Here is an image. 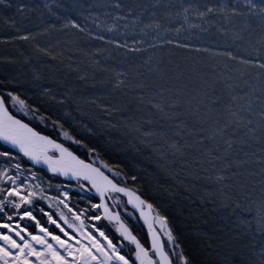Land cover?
Listing matches in <instances>:
<instances>
[{"label": "snow or ice", "instance_id": "snow-or-ice-1", "mask_svg": "<svg viewBox=\"0 0 264 264\" xmlns=\"http://www.w3.org/2000/svg\"><path fill=\"white\" fill-rule=\"evenodd\" d=\"M0 3L13 6L8 0ZM40 6L29 9L20 3L17 11L22 15L26 9ZM159 6L161 0L143 5L73 0L66 9L72 15L65 18L63 26L91 35L86 26L89 17L108 31L117 27L118 20H125L133 27L139 25L143 36L155 33L151 39L160 44L190 50L192 44H180L177 39L185 24L204 32L208 31L204 24L216 25L219 32L230 34L232 43L223 50L194 48L197 54H210L213 61L207 65L210 71L194 64L191 72L196 73L195 78L179 65L166 71L151 55L140 63L131 59L155 44L144 48L143 39L109 41L129 57L122 62L126 69L112 70L113 88L134 91L135 111L143 113L139 118L121 117L127 121V135L157 152L165 162L160 166L173 176H178L172 171L177 163L185 166L180 171H186L185 180L190 183L185 187L189 190L204 182L199 198L214 206L216 224L220 225L217 240L198 229L207 255L197 260L186 252L169 227L168 217L159 209L153 212L154 204L139 194L135 186L138 177L132 175V186H128L129 175L101 159L97 147L78 136L73 127L76 120L69 111L50 110L52 106L38 104L26 91L22 94L4 85L0 87V158L6 163L0 165V184L8 186L0 187V264H264V0H181L179 6L169 2L163 16L183 21L174 29L164 27L156 13L148 11ZM43 7L51 11L49 4ZM99 8L105 9L104 17L110 15L108 9L115 12L112 24L102 23L101 14L89 11ZM123 9L127 14H120ZM192 17L202 23H191ZM161 31L174 32L177 38L163 39ZM96 38L103 40L104 36ZM231 62L243 67L233 68ZM39 87L41 95H49L60 107L68 103L63 96L57 99L47 87ZM101 107L109 114L125 111L123 105ZM38 123L50 127L55 136L39 130ZM80 128L93 131L83 123ZM76 149L86 150L85 156ZM35 166L52 174L46 181L50 189L65 187L52 184L64 177L74 180L81 191L93 193L87 197L90 208L70 206L60 196L49 197L43 187L45 178L33 171ZM10 169L14 174H8ZM62 195L68 197L69 192ZM44 200L55 212L40 206ZM37 208L43 222L34 214ZM136 210L139 217H135ZM122 213L129 220H143L147 239L133 233ZM89 219L91 224L86 223Z\"/></svg>", "mask_w": 264, "mask_h": 264}, {"label": "rangeland", "instance_id": "rangeland-1", "mask_svg": "<svg viewBox=\"0 0 264 264\" xmlns=\"http://www.w3.org/2000/svg\"><path fill=\"white\" fill-rule=\"evenodd\" d=\"M39 1L41 5L45 3L49 4L51 6V11L44 7V11L35 14L34 10L26 9L21 15L17 11V5L23 3L29 5V9H31L32 6L35 5L36 0H8V2L13 5L11 8L0 3V16H6L9 21H14V24L11 23L9 27L8 37H2L0 35V45H7L14 41L18 42L17 46L19 48L17 52L20 55L17 61H8L7 59L0 60V77L7 78L10 86L19 89L22 94L26 91L38 104H43L45 107L52 106L50 110L59 107L61 114L65 111H69L71 116L76 120L73 127L79 132L102 139L105 144L114 151L122 154L125 153V155L130 158L136 159L144 168H157L161 170V172H165L166 175L171 176L172 174H170L169 171L160 166L161 163L165 162L161 161L157 152H152L151 149L140 143L133 136L127 135L128 130L124 127L127 121L121 117L139 118L143 113L137 112L135 108H133L137 103V98L131 95V90L125 92L113 88L114 72L112 70L125 68L126 64L121 63L118 65L119 67L105 66L104 70L102 66L97 63V61L99 62L98 55H100V50L97 49V43L100 39L96 37L101 36L102 33H105L104 37L110 36L107 34H114L113 32L118 29L114 28L112 31H108L105 27H98L93 20H89L92 27H88L92 33L91 35L87 32L81 33L79 30L73 28V31H69L71 36L75 39L79 37H81V39L84 37L88 38L89 45L87 44L86 48L82 51L77 50V52H75L77 57L74 58L71 63H66L65 60L57 61L58 63H56V57L52 55V53H58V55L56 54L57 56L63 57L65 53L63 48L68 46L69 42H72V40L67 41L64 39L67 38V31L70 30V27L63 26L67 16L58 14L59 12L56 14L52 13L53 6L62 5V0ZM161 5L162 6L156 8H151V10L154 12L158 9L162 10L166 5V1L161 0ZM60 11L62 10L60 9ZM36 17L40 19V23L38 24L36 23ZM24 19H26V21H24ZM194 19L197 20L198 18L194 17ZM180 21L183 23L182 20ZM206 26L207 24L203 25V27ZM56 27L58 28L57 31H51ZM2 32L3 31L0 29V33ZM52 32H54V34ZM26 35H28L29 38L23 39L22 37ZM33 38L35 41L32 40ZM53 38H55V40ZM6 39L9 41L7 42ZM187 39L191 40L190 37ZM36 41H40L39 47L41 46V48L37 46ZM25 42H29L27 46H23ZM23 47L28 50L27 53L21 51ZM42 48L47 51L44 52ZM49 53H51V55H49ZM116 53L122 56L123 61L129 58L125 57V50L123 48L119 50H117L116 47L109 48L104 57L105 64H108V62L111 63L114 59L113 55ZM108 71H110V73ZM102 76L104 77V81L102 84H98ZM40 85L47 87L51 94L56 96L57 99L63 96L67 99L68 103L64 107H60L49 95H41L42 89L39 87ZM101 105H123L125 106V111L123 113L111 112V114H109ZM81 123L87 124L88 127L92 128V133H88L86 130L81 129ZM111 124H115L116 127H111ZM5 163L6 161L0 158V165ZM13 163H15V161H13ZM183 167L185 166L177 163L176 167L172 169L173 172L178 173V176L172 175L173 180L174 178H180L184 181H190L185 180L186 171H180V168ZM33 171L35 170L33 169ZM8 174H14V170L10 169ZM43 177L45 178L43 187L47 195L49 197L60 196L62 200H68L71 206L73 200L71 199L70 193L73 190V186L63 183L65 187L59 190L55 187L50 189L46 182L47 178L45 176ZM32 183L35 184L37 181L33 180ZM60 183L61 182L52 181L53 185ZM3 186L8 185H6V182L0 184V187ZM65 190L69 192L68 197L62 195ZM0 198H2V196H0ZM54 203L53 201V204ZM40 206L45 207L46 211L55 212V208L49 207V202L47 200L42 201ZM61 207H63V205H61ZM64 211L67 214L68 210L64 209ZM34 214H36L38 218H41L43 222L44 218L40 217L38 208ZM69 218L71 219L70 214ZM92 222L93 221L90 219L86 220L87 224H91Z\"/></svg>", "mask_w": 264, "mask_h": 264}, {"label": "trees", "instance_id": "trees-1", "mask_svg": "<svg viewBox=\"0 0 264 264\" xmlns=\"http://www.w3.org/2000/svg\"><path fill=\"white\" fill-rule=\"evenodd\" d=\"M55 1H59V0H55ZM165 1H166L165 7L162 10L158 9L157 11H155L156 13L155 18L159 19L164 27L174 29L179 26L181 21L177 22V19H170L169 17H164L163 12L166 10V6L168 5L169 2L179 6L181 0H165ZM89 2H93V0H89ZM96 2H102V0H96ZM107 2L111 3L112 0H107ZM133 2L143 5V4H153L155 3V0H121V3H124L125 5ZM184 2H187V0H184ZM193 2H195V0H193ZM72 3L73 0H62V5L64 7L54 5L52 9V13L56 14L59 12L58 14L61 15L64 14L65 16L72 15L71 13L66 12V9ZM36 4L41 5L39 0H36L35 5ZM43 9L44 7L43 5H41L40 7L35 8L34 12L35 14L40 13L41 11H44ZM60 9L62 11H60ZM89 11L97 12L101 14L102 23H105L106 25L112 24L113 22L112 16L115 15V12L112 11L111 9H108L110 15L107 17L103 16V13L105 12L104 8L90 9ZM119 11L121 15L127 14L126 9ZM148 11H152V10L149 9ZM145 16L147 17V12L145 13ZM39 20H40L39 18L36 19L37 24L40 23ZM80 20L82 23H84L83 17H81ZM89 20H92V18L91 17L88 18L86 26L91 28L92 26L91 23H89ZM7 21L9 20L6 16H0V27H1L0 29L1 31H3L2 33H0V35L2 37H8L9 34V27L11 25V22H7ZM24 21H26V19H24ZM116 23H117L116 28L118 30L115 31L114 34H111L110 36H105L103 40H100L97 43V49L100 50V55H98V60H99V64L102 66V69H104L105 66L119 67L118 65H120L123 61L122 56H119V54L116 53L115 55H113L114 57L113 61H111V63L108 62V64H105L104 57L106 55L107 49L116 47L115 44L109 43L110 40H118L121 43H123L125 41V38H127L130 43L132 39H136V40L143 39L145 41V44L143 45L144 48H147L148 44H155L156 47L148 49L147 51H144L142 53L133 54L131 59H134L135 62L140 63L142 62V60H147L149 55H151L153 57V62L159 60L160 66L163 67L166 71H170L174 67V65H179L181 68L185 69L187 74L195 78L196 73L191 72V69L194 64H199L202 71H210L211 69L208 68L207 65L213 63V61L209 59L210 54L203 52L197 54L194 51L195 47L223 50L226 44L232 43L231 39L229 38L230 34L219 32L216 25H207L206 28H208V31L204 32L201 31L200 28L197 27L189 28V26L185 24L184 31L181 32L178 38L176 37V34L174 32L161 31V37L163 39L177 38L180 44L183 43L192 44L193 50H190L182 47H177L174 44H160L157 41L151 39V35H155V33H152L149 36H143L139 32L140 26L137 25L133 27L130 21L118 20ZM126 23L129 24L128 28L124 27ZM191 23L201 24L202 21H200L199 18L196 20L194 19V17H192ZM57 29L58 28L56 27L54 28V30L51 31L55 32L57 31ZM72 29L73 28L70 27V30L67 31L68 32L67 38H64L67 41L72 40V42H69L68 46H65L63 48L65 52L64 56L63 57L57 56L58 53H56L57 55L52 53V55L56 57L55 59L56 63H58L57 61H62V60H65L66 63H71V61H73L74 58L77 57L75 55V52H77V50L82 51L86 48L87 44L89 45L88 38L84 37L83 39H81V37H79L75 39L73 36H71L69 31H73ZM54 32L52 33L54 34ZM117 34H121V35H117ZM101 35L104 36L105 33H102ZM189 37L191 40L187 39ZM53 39L55 40V38ZM32 40H34V38ZM8 41L9 40H7V42ZM17 43L18 42L14 41L7 45L1 44L0 60L7 59L8 61L9 60L17 61L20 56L19 53L17 52V49L19 48L17 46ZM28 43L27 42L23 43V46L24 45L27 46ZM39 43L40 41L38 42L36 41L38 47H39ZM39 48H41V46ZM21 51L23 53H27L28 50L25 47H23L21 48ZM241 54L246 55L243 52ZM217 59L219 60L223 58L218 57ZM231 65L233 68L243 67L236 64V62H231ZM220 67H222V65ZM126 68L127 65L125 69ZM108 72L110 73V71ZM103 76L101 77V79H99L100 81L98 80L99 81L98 84L103 83L104 81ZM183 79H185L186 82V78ZM240 82L241 83L243 82V78H241ZM4 85H7L9 88H12L7 78L0 77V87H3ZM217 86L220 87L221 85L218 84ZM131 95H133L134 98H137V95L134 91L131 92ZM135 106L136 105H134L133 108H135ZM36 126L38 127L39 130L44 131L46 134H51L55 136V132L50 127H45L41 123L36 124ZM77 132H78V136L83 137L86 143H90L91 145H95L97 147L98 151L100 152L101 159L111 164L114 168L118 167L119 169L123 170L129 175V179L127 180L128 186L130 187L132 186L133 182L130 179L132 175L138 177L135 186L140 189L139 194L142 196V198L153 203L155 206L154 209L155 210L159 209L161 215H165L168 217L169 227L173 229V232L176 235L178 242L181 243V246L185 248L186 252L194 255L197 260H200L207 255V253L203 251V244L200 241V237L197 234V230L199 229L202 231H206L212 235L213 240H217V237L219 236L218 230L220 228V225L216 224L217 214L216 211L214 210V206L209 201H201V199L199 198L200 193L202 192V184L204 182H201V185H197L196 188L189 190L187 187H185V185L190 183V181H184L180 178H174L173 180L172 175L168 176L165 174V172H161V170L157 168H153V167H151V169L144 168L141 165V163H139L136 159L130 158L129 156L125 155V153L122 154L117 151H114L111 147L105 144V142L102 139H99L95 136L86 135L82 132H79L78 130ZM76 150L78 154L85 156L86 150L84 149H76ZM86 158L90 159V157H86ZM35 171L41 173L46 178L51 176L41 170H35ZM53 181L66 183L60 179H54ZM66 184H70L73 186V190L70 193L71 199L73 200L72 204L77 205L78 208L81 209L90 208V206L87 203V197H91L93 196V194L86 193V190L81 191V189L75 186V182H68ZM81 197L84 198L82 199ZM94 202H98V201H94ZM129 211L131 212L132 209L129 208ZM122 217L126 220V223H128L129 227L132 229L134 234H139V236L142 237L143 239H147L144 228L141 226L139 220L135 218L137 217L136 214L135 217L131 220L127 219V217L124 216L123 213H122ZM103 223L107 224L108 221L103 220ZM111 227L114 230L115 224L113 223ZM220 238H224V237H220Z\"/></svg>", "mask_w": 264, "mask_h": 264}, {"label": "water", "instance_id": "water-1", "mask_svg": "<svg viewBox=\"0 0 264 264\" xmlns=\"http://www.w3.org/2000/svg\"><path fill=\"white\" fill-rule=\"evenodd\" d=\"M0 144H3V142L0 141ZM6 147H9V148H10L11 146H6ZM13 151H15V150H13ZM26 159H27V158H25V161H26ZM42 167H43V166H35L33 169L41 170ZM43 172H45V173L48 174V175H52V174H50V173H48V172H46V171H43ZM59 179L62 180V181H64V182H75L74 180H69L68 178H64V177H60ZM92 194H93V193H92ZM123 198H124L125 200L127 199V197H123ZM128 207H129L130 209L133 210V208H132L131 205H128ZM135 214H136L137 217H139V210H136V211H135ZM138 220H139L141 226L144 228L145 232L147 233V226L143 224V220H142V219H138Z\"/></svg>", "mask_w": 264, "mask_h": 264}, {"label": "flooded vegetation", "instance_id": "flooded-vegetation-1", "mask_svg": "<svg viewBox=\"0 0 264 264\" xmlns=\"http://www.w3.org/2000/svg\"><path fill=\"white\" fill-rule=\"evenodd\" d=\"M153 212H155V209L153 210ZM158 227V226H157Z\"/></svg>", "mask_w": 264, "mask_h": 264}, {"label": "bare ground", "instance_id": "bare-ground-1", "mask_svg": "<svg viewBox=\"0 0 264 264\" xmlns=\"http://www.w3.org/2000/svg\"><path fill=\"white\" fill-rule=\"evenodd\" d=\"M114 32H115V31H114ZM114 32H113V33H114ZM109 35H111V34H109Z\"/></svg>", "mask_w": 264, "mask_h": 264}]
</instances>
